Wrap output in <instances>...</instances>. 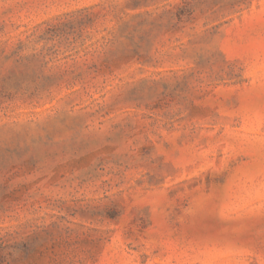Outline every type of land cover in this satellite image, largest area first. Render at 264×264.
Here are the masks:
<instances>
[{
    "label": "rangeland",
    "instance_id": "374dc122",
    "mask_svg": "<svg viewBox=\"0 0 264 264\" xmlns=\"http://www.w3.org/2000/svg\"><path fill=\"white\" fill-rule=\"evenodd\" d=\"M0 264H264V0H0Z\"/></svg>",
    "mask_w": 264,
    "mask_h": 264
}]
</instances>
